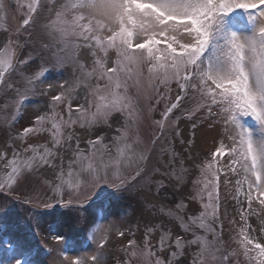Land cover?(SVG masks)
I'll use <instances>...</instances> for the list:
<instances>
[{"label": "snow or ice", "instance_id": "obj_1", "mask_svg": "<svg viewBox=\"0 0 264 264\" xmlns=\"http://www.w3.org/2000/svg\"><path fill=\"white\" fill-rule=\"evenodd\" d=\"M3 7L0 0V9ZM45 7L49 16L46 18L48 23L44 25V29L50 41H41V50L34 48L29 50L32 25L36 23L37 17ZM27 9L22 24L16 29L15 39L11 34L0 36V45L3 46L0 48V95H10L15 92L19 97L13 101L16 108L12 116L13 124L20 116L21 106L29 99V93L34 91L36 83L42 80L48 70L44 65L36 63L33 53L35 52L36 56L42 59L44 52H51L57 57V63H59V52L67 49L70 43L77 50L81 47L91 50L93 57H97V49L104 53L103 57L94 60L96 67H93L92 72H86V66L79 64L82 73L87 76L96 74L98 81L90 93L95 111L92 112L89 107H86L90 103L87 96L85 104L76 106L81 127L85 124L91 127L107 123L110 119L119 124L114 113H123L131 104L126 94V83L123 85L125 92L122 94L118 91L122 86L120 73L126 68L128 72H131L132 69L129 66L135 67L137 75H140L145 65L148 66L149 73H153L154 70H163L160 83L175 79L181 92H184L189 83L195 79L197 83L193 87L200 92V99L196 106L189 110L188 118L191 119L197 112L206 110L209 119L222 116L225 126H232L228 136L231 143L225 145L222 141L212 155L215 159L226 154L230 170L237 176H243V180H236V196L234 197L241 205L242 224L239 228L241 237L239 243L250 264H264V236L252 235L256 229L252 228L244 215L246 210L249 215L253 214L254 201L258 202L261 211L264 212V134L254 137L252 130L243 123L244 117H251L264 133V0H64L62 3H58L57 0H29ZM237 11H242L246 16L251 27V34L237 30L234 23ZM71 38H79L83 44L74 43ZM161 43L163 47L158 46ZM61 44L63 48L58 47ZM110 48L116 51V58L111 63L107 55ZM33 68L38 70L24 77L23 86L17 85L11 79V74L18 69L21 72H32ZM100 80H106L108 83L101 87ZM113 82L115 87H112ZM66 84L67 82L59 86L47 84L48 91L42 92L41 95H47L50 98L46 107L52 110L51 114L45 112L35 115L29 126L24 127L18 134V139L23 140L30 134L51 131L53 147L61 144V139L64 138L63 127L77 123L72 119V102L77 97L72 95L74 89L66 87ZM163 98L167 99V97ZM183 99L184 97L178 94L175 102L165 106V110L161 113L162 119L154 121L161 133L169 114L179 107ZM65 103L68 108L67 120L55 111L58 105ZM213 105L219 109L218 112H214ZM7 107L8 104L5 103L4 108L7 109ZM48 122H51V129L44 128ZM174 124V121H169L170 126ZM192 127H196L195 121ZM101 131L103 129L97 128L92 133L95 139L87 141L91 149L103 144L105 137L100 135ZM117 131H121V128L117 127ZM176 135L179 136L181 133L177 131ZM66 139L71 141L73 134L69 133ZM124 139L125 136L122 133L113 138V143L117 146L119 156H124L126 149L132 152L129 164L131 170L128 175L118 174L115 179L109 180L106 175L101 176L96 168L89 165L87 169L83 167L80 169L81 173L87 174L85 181L95 187L103 180L117 191L122 189L129 191L142 181L143 186L149 189L145 197L150 201L165 193L174 196L175 193L165 185L164 179L174 178L177 182L182 180V176L176 174L175 168L161 172L160 168L153 167L152 171L148 172L147 165L153 149L146 145L143 150L136 152L129 144L120 147V142ZM158 140L159 136L154 135L152 145H155ZM104 147L107 148V145ZM29 148L34 155L26 164L17 165L15 159L5 164V167H11V173L8 174L7 182L0 183V191L11 192L13 190L11 184L23 176L25 167L32 168L33 161L37 159L39 161L37 167L40 164L49 165L53 169L57 167L53 163L56 153L52 149L45 147L44 154L37 157L36 147L30 145L24 151L27 152ZM166 151L168 149H161V154ZM17 155L19 153L13 150V156ZM74 155L77 159L70 161L69 174H71L72 164L81 159H88L80 150L79 138H77ZM170 156L174 160L175 151L170 152ZM0 159H3V156H0ZM171 162L170 160L169 164ZM207 169H212V162L208 163ZM219 171L220 169L217 168L216 172ZM157 173L161 178L154 180ZM63 175L64 169L61 166L60 172L56 175L57 180L61 181L56 185L57 189L65 183ZM212 175L214 180L204 181V186L208 190V202L203 204V211L196 219H199L198 226L201 229L214 233L212 223L220 219L218 215L219 177L215 172ZM153 183L157 185L155 196L151 195ZM69 187H75V185L69 184ZM241 192L244 194V201L238 199ZM244 203L247 204V209H244ZM50 206L46 205V207ZM182 206L177 205V207ZM9 229V219L4 213L0 215V232L7 233ZM154 230L155 226L146 228L143 247L139 251L136 250V241H128L126 251L130 253V259L125 264H134L131 257H137L139 264H187V261L181 257L185 255V246L193 244H199L200 251L195 253L192 264H208L205 253L209 252L210 244L204 238L196 236L186 241L177 234L172 240V233L164 231L158 243L152 244L149 236ZM259 232L264 233V220H261ZM119 235L123 237L125 233L121 231ZM56 239L63 238L56 237ZM0 243L6 246L3 249L4 254L0 256V264H39V261L33 258L38 254L34 255L26 245L7 238ZM106 243L107 237L102 236L98 246L103 248ZM68 258L65 254V259ZM216 259L217 257L212 255V260ZM222 259L227 261L228 257L224 256ZM88 260L89 258L78 257L75 264H88ZM90 260L92 264H104L99 254L92 255Z\"/></svg>", "mask_w": 264, "mask_h": 264}, {"label": "rangeland", "instance_id": "obj_2", "mask_svg": "<svg viewBox=\"0 0 264 264\" xmlns=\"http://www.w3.org/2000/svg\"><path fill=\"white\" fill-rule=\"evenodd\" d=\"M57 2L62 3L64 0H57ZM2 3L4 7L0 9V36L11 34L15 39L16 29L20 27L28 11L29 0H2ZM48 16L49 12L45 7L37 17L36 23L32 25L29 50L33 48L41 50V41H50L44 29V25L48 23L46 19ZM234 23L238 31L251 34V27L242 11L235 13ZM71 41L83 44L79 38H71ZM158 46L164 45L161 43ZM2 47L0 45V48ZM58 47L64 46L61 44ZM33 55L36 57V63L44 65L48 70L42 80L36 83L34 91L29 93V99L21 106L20 116L14 124L12 116L16 108L13 101L19 97L15 92L10 95H0V156H3V159H0V183L7 182L8 174L11 173V167H5L8 161L15 159L17 165L26 164L34 155L31 148L27 152L24 151L30 145L36 147L37 157L44 154L45 147L52 149L56 153L53 163L57 167L53 169L46 164H40L37 167L39 163L37 159L33 161L32 168L25 167L23 176L11 184L13 190L8 193V197L0 194V209H2L0 215L6 213L10 224L7 233L0 232V241L7 238L26 245L34 255L38 254L33 258L40 260V264H54L52 258L58 260L59 264H75L78 257L89 258L88 264H92L90 257L94 254L101 255L104 264H125L130 259V253L126 251L128 241H136V250L139 251L143 247L146 228L155 226V230L149 236L152 244L158 243L164 231L172 233V240L177 234L186 241L199 236L210 244L209 252L205 253L208 264H250L239 243L241 239L239 228L242 224L241 205L237 199H234L236 180H243V176H237L230 170L226 154L215 159L212 155L222 141L225 145L231 143L228 136L232 126H225L222 116L209 119L206 110L197 112L191 119L188 118L189 110L194 108L200 99V92L193 87L197 83L195 79L189 83L184 92H181L175 79L160 83L163 70H154L153 73H149L148 66L145 65L140 75H137L135 67L129 66L132 69L131 72H128L126 68L120 73L122 86L118 91L123 94L125 92L123 85L126 83V94L131 104L123 113H114L119 124L110 119L107 123L91 127L85 124L81 127L76 106L85 104L87 96L90 103L86 107H89L92 112L95 111L90 93L98 81L96 74L87 76L82 73L79 64L86 66V72H92L93 67H96L94 60L103 57L104 53L97 49V57H93L91 50L83 47L77 50L70 43L67 49L59 52V63H57V57L51 52H44L42 59L37 57L35 52ZM107 55L111 63L116 58L115 49H108ZM37 70L33 68L32 72H21L18 69L11 74V79L17 85L23 86L24 77L32 75ZM65 82H67L66 87L74 89L72 95L77 97L72 102V119L77 123L63 127L64 138L61 139V144L53 147L51 131L30 134L23 140L18 139V134L24 127L29 126L35 115L45 112L51 114L52 110L46 107L50 98L47 95H41L42 92L48 91L47 84L59 86ZM107 83L106 80L99 81L101 87ZM112 87H115V82ZM178 94L184 99L180 101L179 107L169 114L161 133L154 121L162 119L161 113L165 110V106L175 102ZM158 100L159 103H157ZM5 103L8 104L7 109L4 108ZM212 107L214 112L219 111L215 105ZM55 111L59 112L65 120L68 119L66 103L58 105ZM169 121H174L175 124L170 126ZM193 121H195V128L192 127ZM244 124L252 130L254 137L264 134L257 123ZM117 127H120L121 131L118 132ZM44 128L51 129V122L46 123ZM97 128L103 129L100 135L105 139L103 144L91 149L87 141L95 139L92 133ZM177 131L181 135L177 136ZM69 133L73 134L71 141L66 139ZM122 133L125 139L120 142V147L129 144L136 152L143 150L146 145L153 149L147 165L148 172H151L153 167L160 168L161 172L175 168L176 174L182 176L179 182L174 178L164 179L165 185L175 193L174 196L165 193L150 201L145 197L149 189L143 186L142 181L129 191L123 189L117 191L103 180L95 187L85 181L87 174L81 173L80 169L82 167L87 169L89 165L96 168L101 176L106 175L109 180L115 179L118 174L128 175L131 170L129 164L132 152L126 149L125 155L119 156L117 146L113 143V138ZM154 135L159 136V140L152 145ZM77 138H79V147L83 156H87L88 159H81L72 164L71 174H69L70 161L77 159L74 155ZM105 145L107 148L104 147ZM161 149H168V151L161 154ZM13 150L19 155L14 157ZM172 151L176 153L174 160L170 156ZM170 160L171 164H169ZM209 162H212L211 170L207 169ZM61 166L64 169L65 183L57 189L56 185L61 181L57 180L56 175L60 172ZM217 168L220 169L219 172H216ZM214 172L219 177L218 215L220 219L212 223L215 229L213 233L201 229L198 226L200 221L196 218L203 211V204L208 202V190L204 186V181L214 180L212 175ZM160 178L159 173L154 176V180ZM69 184L75 187H69ZM244 187L246 188V184ZM156 192L157 185L153 183L151 195L155 196ZM238 199L244 201L243 192L239 194ZM46 205L51 206L46 207ZM177 205L183 206L177 207ZM243 207L247 209V204L244 203ZM161 209L163 211H160ZM252 211L253 214L249 215L246 210L245 218L252 228L256 229L252 235L262 237L264 233H260L259 228L261 220H264V212L256 201L253 202ZM121 231L125 233V236L119 235ZM102 236L107 237V243L100 248L98 243ZM56 237L63 239L57 240ZM4 247L6 246L0 243V256L4 254ZM43 248H46L47 252ZM75 249L79 253L71 260H65V254ZM198 251H200L199 244L186 245L185 255L181 259L186 260L187 264H192V259ZM212 255H215L217 259L212 260ZM224 256L228 257L227 261L222 259ZM131 259L134 264H139L137 257H131Z\"/></svg>", "mask_w": 264, "mask_h": 264}, {"label": "bare ground", "instance_id": "obj_3", "mask_svg": "<svg viewBox=\"0 0 264 264\" xmlns=\"http://www.w3.org/2000/svg\"><path fill=\"white\" fill-rule=\"evenodd\" d=\"M246 34V33H245ZM23 121H25V119H23ZM77 253H79L76 249L75 250H72L70 251L67 256L69 257L68 259H65V260H71L75 255H77ZM38 260V259H37ZM39 261V264H40V260ZM52 261L54 264H59V261L58 260H55L54 258H52Z\"/></svg>", "mask_w": 264, "mask_h": 264}]
</instances>
